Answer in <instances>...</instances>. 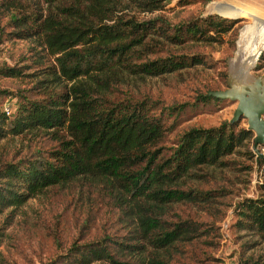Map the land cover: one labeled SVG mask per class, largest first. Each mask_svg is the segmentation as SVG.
<instances>
[{
  "label": "trees",
  "instance_id": "obj_1",
  "mask_svg": "<svg viewBox=\"0 0 264 264\" xmlns=\"http://www.w3.org/2000/svg\"><path fill=\"white\" fill-rule=\"evenodd\" d=\"M131 1L145 12L164 7V0ZM128 4L0 0L10 29L7 39L33 44L30 63L0 65V76L31 81L26 89L9 92L17 98L9 114L0 100V141L32 136L54 143L43 156L0 163V213L51 188L75 186L80 194L100 196L115 216L116 229L123 231L116 238L105 234L73 241L56 256V264H170L202 233L192 219H171L177 205L206 204L217 195L198 183L233 168L230 157L244 148L241 152L264 168V157L250 149L254 132L239 122L190 127L166 145L182 112L222 101L209 94L219 88H208L196 102L168 106L139 89L149 79L212 68L203 55L169 48L212 43L242 17L211 12L170 25L162 18L127 16ZM219 72L227 85L226 71ZM260 189L264 194V180ZM237 216L239 229L264 250V198L242 200ZM242 264H264V253Z\"/></svg>",
  "mask_w": 264,
  "mask_h": 264
},
{
  "label": "rangeland",
  "instance_id": "obj_2",
  "mask_svg": "<svg viewBox=\"0 0 264 264\" xmlns=\"http://www.w3.org/2000/svg\"><path fill=\"white\" fill-rule=\"evenodd\" d=\"M127 1L129 4L125 15L134 16L139 21L162 18L170 25H179L211 12L218 16L242 17L235 19L237 22L231 32L222 34L212 43H187L182 47L169 48L175 54L203 55L212 68L202 67L204 69L170 75L164 79H149L141 84L140 91H145L141 93H149L165 106L196 102V97L210 87L219 90L227 88L221 82L219 71H226L227 80L230 71L246 70L248 60L255 56L258 58L254 66L249 68L248 74L257 76L264 73V59L259 60L264 52V0H189L186 4L179 0H164V7L152 12L140 11L135 3ZM245 4L252 7V12L236 10L235 7ZM7 20L0 14V65L20 66L30 63L33 44L27 40L7 39V32L10 31ZM251 39L260 40L259 43L263 44L256 48L254 54L249 49L252 47ZM30 84L28 78L0 76V91H7L5 94L0 92L3 94L0 100L15 108L17 98L9 92L26 89ZM235 107V101L222 99L201 105L195 111L187 108L180 114V126L167 136L166 145L171 146L178 135L190 127H212L228 122ZM237 122L247 127L245 118ZM53 146L54 143L46 137L2 140L0 163L34 158L40 154L43 156ZM251 146L252 142V150ZM259 148L264 153V147L261 145ZM245 150L230 157L235 160L233 168L205 177L198 183V187L203 190L217 191L211 202L179 204L175 208L171 219H175V215L192 219L201 224L202 233L185 245V250L174 256L170 264H242L249 256L256 257L264 253L262 245L252 244L255 239L241 231L237 224L239 202L246 198H264L260 189L264 168L241 152ZM249 167H252L251 170ZM116 227L115 216L95 192L83 191L80 194L75 186L51 188L22 206L8 208L0 213V264H56V256L64 253L73 241L88 242L105 234L116 238L123 233Z\"/></svg>",
  "mask_w": 264,
  "mask_h": 264
},
{
  "label": "water",
  "instance_id": "obj_3",
  "mask_svg": "<svg viewBox=\"0 0 264 264\" xmlns=\"http://www.w3.org/2000/svg\"><path fill=\"white\" fill-rule=\"evenodd\" d=\"M209 94L236 102L229 122L246 119L247 129L254 132L252 150L258 158H263L264 153L259 146H264V73L238 78L230 71L227 77V88L210 91Z\"/></svg>",
  "mask_w": 264,
  "mask_h": 264
},
{
  "label": "bare ground",
  "instance_id": "obj_4",
  "mask_svg": "<svg viewBox=\"0 0 264 264\" xmlns=\"http://www.w3.org/2000/svg\"><path fill=\"white\" fill-rule=\"evenodd\" d=\"M236 8V10H238V11H245V12H248V11H250V12H252V7H250V6H248L247 4H245V5H240V6H238V7H235ZM234 10V9H233ZM235 10V11H236ZM223 12V11H222ZM224 13V12H223ZM217 14V13H216ZM220 15V14H219ZM244 45V44H243ZM256 46H258V47H262L263 46V44L262 43H257L256 45H255V47ZM250 48H254L253 46L252 47H250ZM242 49V48H241ZM243 54V52H242V50H241V52H240V55H242ZM258 58V56L256 57H253L252 58V60H248V62H247V65H246V70H238V71H236V72H234V71H232V73L233 74H235L236 75V77H238V78H242V77H245V76H248L249 74H248V71H249V68L251 69L253 66H254V62L256 61V59Z\"/></svg>",
  "mask_w": 264,
  "mask_h": 264
},
{
  "label": "crops",
  "instance_id": "obj_5",
  "mask_svg": "<svg viewBox=\"0 0 264 264\" xmlns=\"http://www.w3.org/2000/svg\"><path fill=\"white\" fill-rule=\"evenodd\" d=\"M254 34H255V33H254ZM259 42H261V41H260V40H258V41H253V40L251 39V46H253L254 48H249V49H252L253 54L256 53L255 50H256V48H258V46L255 47V43H259ZM252 44H253V45H252ZM256 60H257V59H256Z\"/></svg>",
  "mask_w": 264,
  "mask_h": 264
},
{
  "label": "built area",
  "instance_id": "obj_6",
  "mask_svg": "<svg viewBox=\"0 0 264 264\" xmlns=\"http://www.w3.org/2000/svg\"><path fill=\"white\" fill-rule=\"evenodd\" d=\"M3 109L6 114H9L12 111V108L9 105H5V104Z\"/></svg>",
  "mask_w": 264,
  "mask_h": 264
}]
</instances>
